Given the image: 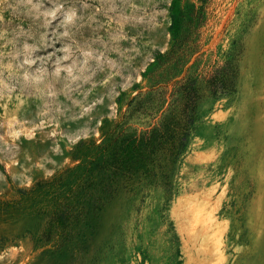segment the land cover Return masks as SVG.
I'll list each match as a JSON object with an SVG mask.
<instances>
[{
	"label": "rangeland",
	"instance_id": "rangeland-1",
	"mask_svg": "<svg viewBox=\"0 0 264 264\" xmlns=\"http://www.w3.org/2000/svg\"><path fill=\"white\" fill-rule=\"evenodd\" d=\"M0 264H264V0H0Z\"/></svg>",
	"mask_w": 264,
	"mask_h": 264
},
{
	"label": "bare ground",
	"instance_id": "bare-ground-1",
	"mask_svg": "<svg viewBox=\"0 0 264 264\" xmlns=\"http://www.w3.org/2000/svg\"><path fill=\"white\" fill-rule=\"evenodd\" d=\"M17 252V249L14 247L8 248L5 252L0 254V262L2 261H10L14 258L15 254Z\"/></svg>",
	"mask_w": 264,
	"mask_h": 264
}]
</instances>
